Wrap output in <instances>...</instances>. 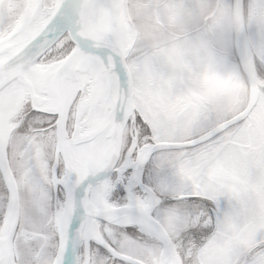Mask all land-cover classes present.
<instances>
[{
	"label": "snow or ice",
	"instance_id": "1",
	"mask_svg": "<svg viewBox=\"0 0 264 264\" xmlns=\"http://www.w3.org/2000/svg\"><path fill=\"white\" fill-rule=\"evenodd\" d=\"M0 264H264V0H0Z\"/></svg>",
	"mask_w": 264,
	"mask_h": 264
},
{
	"label": "rangeland",
	"instance_id": "2",
	"mask_svg": "<svg viewBox=\"0 0 264 264\" xmlns=\"http://www.w3.org/2000/svg\"><path fill=\"white\" fill-rule=\"evenodd\" d=\"M140 27L141 30L146 33V35L160 42L167 41L171 33V31H164L165 29L158 27L151 19L145 20Z\"/></svg>",
	"mask_w": 264,
	"mask_h": 264
},
{
	"label": "flooded vegetation",
	"instance_id": "3",
	"mask_svg": "<svg viewBox=\"0 0 264 264\" xmlns=\"http://www.w3.org/2000/svg\"><path fill=\"white\" fill-rule=\"evenodd\" d=\"M164 31H166V30H164ZM167 31H172V29H169V30H167Z\"/></svg>",
	"mask_w": 264,
	"mask_h": 264
}]
</instances>
